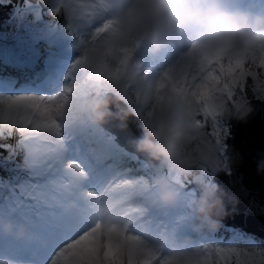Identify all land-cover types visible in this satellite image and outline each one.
Masks as SVG:
<instances>
[{
  "label": "snow or ice",
  "instance_id": "6c2138e0",
  "mask_svg": "<svg viewBox=\"0 0 264 264\" xmlns=\"http://www.w3.org/2000/svg\"><path fill=\"white\" fill-rule=\"evenodd\" d=\"M111 3L39 0L33 4L26 0L37 14L41 5L51 16L62 14L64 23L58 27L70 38V55L22 84L15 75L21 66L0 62V140L17 136L15 146L0 144L8 153L4 167L11 173L0 182L8 190V195L0 197V215L27 223L42 241L22 245L30 257L27 264H60L62 260L64 264H125V256L126 264H202L200 257L206 258L203 264L207 258H217L222 264H264V241L251 234L233 231L219 239L215 233L205 237L188 227L198 186L216 183L217 174L207 167L198 169L195 179L169 174L184 189L185 198L181 211L162 212L152 204V181L160 166L129 150L131 137L122 143L119 133L97 130L86 119L70 114V106L82 107L92 96L112 95L140 126L171 96L190 97L200 104L197 125L220 146L221 172H229L224 143L229 133L223 109L248 101L249 78L256 82L255 98L264 100V80L260 79L264 36L231 56L197 58L176 43L163 61L146 54L137 42L114 49L90 73L85 71L89 50L114 28ZM129 63L152 82L150 99L125 81L122 72ZM17 153H23V163L9 167ZM45 190L50 194L44 195ZM131 199L139 204L127 211L119 207ZM102 203L109 205L103 212ZM186 238H192V245L179 248L178 243ZM0 264L15 262L0 258Z\"/></svg>",
  "mask_w": 264,
  "mask_h": 264
},
{
  "label": "clouds",
  "instance_id": "9594fccd",
  "mask_svg": "<svg viewBox=\"0 0 264 264\" xmlns=\"http://www.w3.org/2000/svg\"><path fill=\"white\" fill-rule=\"evenodd\" d=\"M114 28L102 43L88 52L86 67L94 73L114 49L132 47L137 42L146 54L155 56L176 43H182L194 57L225 56L242 53L250 42L264 36V3L261 0H112ZM137 92L151 98L152 82L140 74L135 64H127L122 72ZM127 93L126 88L121 89ZM108 96H92L82 107L70 106L71 115L86 119L101 127L109 118L121 121L132 114L123 109L113 112ZM118 107V106H117ZM200 104L194 99L171 96L156 106V110L140 124V135L129 140L134 153L156 162L161 171L153 177V206L172 210L181 206L184 189L169 179V174L195 179L197 170L207 167L213 173L220 167V146L197 125ZM249 102L241 101L231 109L225 105L224 119L243 120L251 112ZM66 114H69L66 112ZM230 171V169H228ZM258 172L264 173V160L258 162ZM189 213L188 227L196 234H212L222 227L221 217L227 215L225 190L213 183L199 185ZM108 203L100 205L105 211ZM0 236L27 243L40 242L27 223H18L0 215Z\"/></svg>",
  "mask_w": 264,
  "mask_h": 264
},
{
  "label": "water",
  "instance_id": "95a60500",
  "mask_svg": "<svg viewBox=\"0 0 264 264\" xmlns=\"http://www.w3.org/2000/svg\"><path fill=\"white\" fill-rule=\"evenodd\" d=\"M108 97L112 100L111 108H115L113 112L127 111L115 96ZM248 102L251 112L243 120L232 119L230 134L225 141L230 171L220 172L214 180L228 194L224 201L227 215L221 217L222 223L264 241V173L258 172V162L264 160V100L251 99ZM127 117L130 120L126 122V128H121V121L114 118H109L102 127L119 133L123 143L127 137L140 135L139 121L131 114ZM127 146L134 151L130 144ZM137 155L148 159L142 154Z\"/></svg>",
  "mask_w": 264,
  "mask_h": 264
},
{
  "label": "rangeland",
  "instance_id": "374dc122",
  "mask_svg": "<svg viewBox=\"0 0 264 264\" xmlns=\"http://www.w3.org/2000/svg\"><path fill=\"white\" fill-rule=\"evenodd\" d=\"M33 4L39 3V0H32ZM31 9V10H30ZM87 11V10H86ZM48 13V8L44 5H41V9L39 11V14L35 11L34 7L29 6L28 9L24 12L19 13L18 15V24H19V30L18 32L24 35H27L31 40L23 41L21 38H17V35H2L0 34V61L2 59H7L9 62L13 59L16 61L15 64H18V55L22 51L24 54H27L29 61L31 63H36L38 66L42 67V69H46L49 65H56L62 60H66L70 53L68 51V44L70 43V38L67 36L66 32L62 31L58 25H62L64 23V20L62 19V14H57L55 19V23L51 24L49 21H47L44 18V15ZM35 15H40V17H35ZM52 34L53 37H51V40L48 38V36ZM45 40L47 42H54L56 45L52 47L51 49H48L51 56L42 55L40 56V62L36 61V57L32 56L30 53V49L35 48L40 44L39 40ZM65 50V54L62 53V51ZM82 54V53H81ZM76 58V57H74ZM257 71V69H254ZM85 71H88V68L85 66ZM20 83H23L22 81ZM253 85H250V93L255 96V93L253 91ZM254 99H257L254 97ZM75 118V117H74ZM76 119V118H75ZM78 120V119H77ZM129 118H126V122H129ZM92 125V124H91ZM94 126V125H93ZM226 127L228 128L229 133V126L227 124L226 120ZM97 130L102 129L100 127H96ZM207 131V129H206ZM228 137V135H227ZM226 137V138H227ZM15 139L13 141V146H15L16 143ZM226 141V139H225ZM224 141V143H225ZM3 142V140H0V143ZM13 163H23V153H17V155L13 158V160L9 161V167L13 165ZM2 187V188H1ZM0 197L8 195V190L3 187V185H0ZM44 195L50 194L49 190H45L43 193ZM123 204L127 205V210L135 207L139 204V201L131 199L126 200ZM126 205H124L126 207ZM182 210V205L178 206L175 209L172 210H161L162 212H179ZM257 241H262L261 239L255 237L252 235ZM10 237H7L6 239H9ZM3 240L2 236H0V243ZM185 243H193V240L190 238L183 239ZM189 240V241H188ZM191 245H188L186 247H190ZM186 247H179V248H186ZM172 255H176V253H172ZM134 259H140V257H135ZM203 264L205 261V257L199 258ZM259 257L256 258L257 261H259ZM125 260L127 261V257L125 256ZM51 264V263H50ZM60 264H64L63 260L60 262ZM153 264H157V262H153ZM175 264V262H174ZM207 264H222V262H218L217 258H207Z\"/></svg>",
  "mask_w": 264,
  "mask_h": 264
},
{
  "label": "trees",
  "instance_id": "16d2710c",
  "mask_svg": "<svg viewBox=\"0 0 264 264\" xmlns=\"http://www.w3.org/2000/svg\"><path fill=\"white\" fill-rule=\"evenodd\" d=\"M29 5L26 4V0H0V34L2 35H17L19 36L18 30H19V24H18V15L21 12H24L28 9ZM31 10V9H30ZM35 17H40V15H35ZM56 16H51L48 13L45 15V19L49 21L50 23H53L55 21ZM21 37H26V35L21 34ZM39 51V50H38ZM40 52L43 53L40 49ZM261 70L257 69V72H260ZM17 73V72H16ZM261 80H264V75L260 77ZM254 81L249 78V82L247 84V99L251 100L255 96L250 93V85H253V88L255 87ZM232 118L227 120L228 126L231 125ZM17 139V136H13L11 139L5 138L3 142L0 144H13V141ZM8 156V153L0 149V182L6 181L9 179L11 173L7 171L4 167V163L2 161H5V158ZM233 231L239 232V230H231L222 225V227L215 232L217 238L219 239H226L230 234H232ZM203 236H207L209 234H200Z\"/></svg>",
  "mask_w": 264,
  "mask_h": 264
},
{
  "label": "bare ground",
  "instance_id": "6f19581e",
  "mask_svg": "<svg viewBox=\"0 0 264 264\" xmlns=\"http://www.w3.org/2000/svg\"><path fill=\"white\" fill-rule=\"evenodd\" d=\"M85 2H86V0H85ZM86 11V10H85ZM19 33V32H18ZM63 53H65V50L63 51ZM121 205H123V204H120V206L119 207H121ZM9 247V246H8ZM3 248V247H2ZM0 255H6V257L7 258H11V259H14L17 263H20V264H25V263H27V261L28 260H26V261H23V260H21L20 259V257H16V256H14V255H11V254H9L7 251L5 252V251H1L0 250Z\"/></svg>",
  "mask_w": 264,
  "mask_h": 264
}]
</instances>
